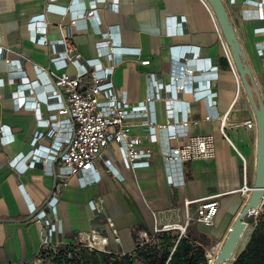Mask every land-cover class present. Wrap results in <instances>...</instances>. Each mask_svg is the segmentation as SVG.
I'll list each match as a JSON object with an SVG mask.
<instances>
[{"label": "crops", "instance_id": "1", "mask_svg": "<svg viewBox=\"0 0 264 264\" xmlns=\"http://www.w3.org/2000/svg\"><path fill=\"white\" fill-rule=\"evenodd\" d=\"M93 1L58 0L49 9L52 0H0V48L8 50L10 60L23 59L22 71L0 60V80L3 81L0 85V219L9 220L0 222V264H29L42 250L40 225L35 217L26 218L34 212L33 207L35 211L42 209L58 182L47 165L24 170V161L20 158L17 168L10 166L9 161L16 155L32 150V137L40 129L34 111L18 110L10 93L18 90L21 77L39 80L47 91L51 90L48 44L67 35L70 22L69 15L65 14L67 8L79 14ZM223 2L264 101V55L256 47L257 43L264 41V18L252 19L242 14L244 9H255L246 4L247 0ZM117 3L118 8L113 10L100 5L99 18L90 19L85 30L74 34L83 58H99L103 67L110 65L105 57L99 56L96 48L101 39L100 29L110 28L114 45L127 50L121 54L122 63L114 70V84L117 90L126 89L129 100L136 104L146 98L145 74L159 72L168 80L174 68H181L180 62L184 61L182 57L187 52L185 61L200 76V89L207 87L209 72L214 73L211 84L213 92L217 93L214 109L219 116L228 118V138L220 130V121L204 119L209 112L206 100H194L191 94L172 98L171 108L180 114L185 110L183 104L191 102L190 118L197 122L191 126V132L195 135L213 134L216 156L187 162L182 176L176 167L175 184L171 185L161 155L163 133L158 134L160 139L156 143L144 137L143 147L154 151L150 166L127 170L117 161L120 166L116 163L115 166L119 177L99 165L101 181L98 183L83 187L77 178L70 179L57 203L58 217L64 229L62 239L71 242L80 232L101 228L110 236L109 248L130 252L136 248V237L141 231L154 235L156 227L168 223L185 224L187 200L192 202L189 214L195 216L199 202L217 198L220 209L214 226L191 222L187 230L191 240L207 250L202 244L203 237L224 240L249 197L243 189L254 186L257 131L233 125L253 119L254 111L224 33L207 0H117ZM41 15L47 25L39 23L41 19L33 20ZM39 26H46L38 35L46 38V45L34 40L35 28ZM169 28L181 32L168 34ZM134 50L139 53L132 52ZM145 59L151 60L149 65L141 64ZM66 70L71 75L78 72L72 65ZM12 77L17 79L16 82L8 81ZM155 109L158 121L164 123L168 117L167 103L157 101ZM41 112L43 118L48 117L43 105ZM134 123L133 132L141 134L140 121ZM9 135H13V139L5 142L2 136ZM41 143L49 144L46 139ZM97 197L102 198V211L96 216L88 203ZM108 217L113 219L118 230L122 240L120 245L113 240L106 222Z\"/></svg>", "mask_w": 264, "mask_h": 264}, {"label": "built area", "instance_id": "2", "mask_svg": "<svg viewBox=\"0 0 264 264\" xmlns=\"http://www.w3.org/2000/svg\"><path fill=\"white\" fill-rule=\"evenodd\" d=\"M52 1L54 2L48 7L49 9L58 0ZM246 4L254 6L255 9L242 10L245 17L264 18V0H247ZM100 5L111 10L118 8L117 0H94L79 14L67 8L65 14L70 17L69 31L57 42L48 44L44 36H38L45 31L46 26L35 28L34 40L39 44H48L50 48L48 74L52 80V88L47 91L39 80L31 81L28 78L19 77L18 90L10 93L18 110L34 111L40 127L32 137V150L24 155H16L9 161L10 166L17 168L20 158L24 161V170L27 167L47 165L49 172L58 179L51 198L35 215V219L40 225L42 249L56 250L63 244L78 245L97 251H105L109 248L110 236L101 228H92L89 231L80 232L71 242L63 241L64 229L57 212L59 194L68 186L72 177L77 178L83 187L100 182L101 175L98 162H101V165L109 173L117 176L119 172L115 166L116 161H119L127 170L150 166L154 151L150 147H143L144 137L148 138L151 143H156L160 139L158 134L163 133L161 155L166 178L171 185L175 184L176 167L179 168L182 176L187 162L212 159L216 156L217 146L213 134L195 135L191 132V126L197 124L190 118L191 102L183 104L185 110L180 114L171 108L170 103L174 98L191 94L194 100H206L209 112L204 119L206 121H220V130L223 136L228 138L226 132L229 125L228 118L226 115L219 116L214 109V97L217 94L213 92L211 86L212 78L215 77L214 73L209 72L207 87L200 89V76L185 61L187 52L183 54L182 60L184 61L180 62L181 68L179 70L174 68L168 80L159 72L145 74L146 98L136 104L129 100L126 89L117 90L114 84V70L116 66L122 63L121 54L127 50L114 45L110 28L100 29L101 39L96 44L99 56L105 57L110 65L103 67L99 58L97 60H85L83 58L74 41V34L85 30L90 19L99 18ZM37 19H41L39 23L47 25V22L42 20L44 16L33 18V20ZM167 31L168 34L181 32L180 30L173 31L170 28ZM256 47L263 56L264 41L257 43ZM132 52L139 53L137 50ZM7 55L8 50L0 48V60L22 71L23 59L10 60ZM150 61V59H145L141 61V64L149 65ZM174 61L176 60L174 59ZM14 63L15 66H13ZM71 65L78 69L75 75L69 74L66 70ZM37 69L44 71L42 67L37 66ZM16 80L15 77H12L8 81L14 83ZM2 84L3 81L0 80V85ZM157 101H164L168 105V117L164 123H160L156 116L155 103ZM42 105L45 106L48 113L46 118L42 116ZM137 120L140 121L142 127L141 134L133 132L134 122ZM233 125L244 127L246 130L257 131L256 117ZM4 130L3 128L2 131ZM2 138L5 142H11L13 135L2 136ZM44 139L49 144H42L41 140ZM175 141L178 143L174 144ZM252 188L245 186L243 193L247 192L250 195ZM191 204V201L185 202L188 212L185 224L168 223L162 227H156L154 234L178 229L180 230L179 240L189 238L187 230L193 221L205 227H213L220 209L219 200L212 198L199 202L195 216L189 214ZM88 205L97 216L102 211V198L97 197L90 200ZM35 209L33 207L32 211ZM106 222L112 231L114 242L120 245L122 240L118 230L114 227L113 219L108 217ZM55 236L56 238L60 237V239L55 241ZM136 241L137 248L148 244L151 237L141 231L137 235ZM213 253L207 252L209 263L212 257H216L217 253L215 255ZM165 264H171V256L168 257Z\"/></svg>", "mask_w": 264, "mask_h": 264}, {"label": "water", "instance_id": "3", "mask_svg": "<svg viewBox=\"0 0 264 264\" xmlns=\"http://www.w3.org/2000/svg\"><path fill=\"white\" fill-rule=\"evenodd\" d=\"M207 2L212 7L224 33L236 69L240 75L243 87L246 91L257 121V159L254 186L244 206L238 213L213 262V264H232L248 242L247 241L238 251V248L244 240L246 231L250 226L247 221L248 217L253 214H257L260 208L264 206V101L255 86L251 69L246 62L244 51L225 3L223 0H207ZM52 193L53 192L49 194L46 202L51 198ZM39 210L40 209L34 211L28 218H26V220L34 218ZM5 221L9 220L0 219V222Z\"/></svg>", "mask_w": 264, "mask_h": 264}, {"label": "rangeland", "instance_id": "4", "mask_svg": "<svg viewBox=\"0 0 264 264\" xmlns=\"http://www.w3.org/2000/svg\"><path fill=\"white\" fill-rule=\"evenodd\" d=\"M115 163L117 166H120L119 162L116 161ZM98 164L101 165V162H98ZM262 210H264V207L260 208L259 212ZM193 222L197 225V222ZM252 231L253 227L249 226L243 245ZM169 232H172L170 236L180 234V230L178 229L170 230ZM160 233L151 234V241L148 244L139 246L130 252L109 248L105 251H97L89 250L78 245L63 244L56 250L42 249L29 264H122V259L125 254L131 255L129 264H165L169 256L165 255V242L161 235H159ZM54 240L56 241V236ZM224 240L212 239L205 236L203 237L202 244L207 249V252H214L213 254L215 255ZM173 242H176V239ZM208 264H210L209 260Z\"/></svg>", "mask_w": 264, "mask_h": 264}, {"label": "trees", "instance_id": "5", "mask_svg": "<svg viewBox=\"0 0 264 264\" xmlns=\"http://www.w3.org/2000/svg\"><path fill=\"white\" fill-rule=\"evenodd\" d=\"M247 221L253 231L232 264H264V210L249 216ZM170 233L172 232L162 231L159 235L165 242V255L171 256V264H208L207 252L203 247L190 237L178 240L179 235L170 236ZM174 239L176 242H173ZM130 257L131 255L125 254L122 264H129Z\"/></svg>", "mask_w": 264, "mask_h": 264}, {"label": "bare ground", "instance_id": "6", "mask_svg": "<svg viewBox=\"0 0 264 264\" xmlns=\"http://www.w3.org/2000/svg\"><path fill=\"white\" fill-rule=\"evenodd\" d=\"M245 236H246V235H245ZM244 239H245V237H244ZM243 243H244V240L242 241L240 247L238 248V251L241 249V247H243ZM219 250H220V249H218V251H219ZM215 258H216V257H212V258H211V260H210V264H213Z\"/></svg>", "mask_w": 264, "mask_h": 264}]
</instances>
